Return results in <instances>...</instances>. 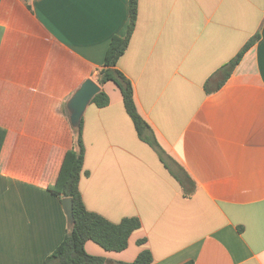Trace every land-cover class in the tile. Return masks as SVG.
Instances as JSON below:
<instances>
[{
	"label": "crops",
	"instance_id": "crops-1",
	"mask_svg": "<svg viewBox=\"0 0 264 264\" xmlns=\"http://www.w3.org/2000/svg\"><path fill=\"white\" fill-rule=\"evenodd\" d=\"M128 22V0H0V264H44L70 228L47 187L74 138L62 106L87 79L99 84L110 40ZM258 32L224 86L207 93L205 82ZM117 67L197 188L184 196L139 137L120 88L99 84L110 102L83 114L80 190L88 210L142 226L122 251L92 240L86 250L104 264L145 249L150 264H264V0H138Z\"/></svg>",
	"mask_w": 264,
	"mask_h": 264
},
{
	"label": "trees",
	"instance_id": "trees-1",
	"mask_svg": "<svg viewBox=\"0 0 264 264\" xmlns=\"http://www.w3.org/2000/svg\"><path fill=\"white\" fill-rule=\"evenodd\" d=\"M29 3L30 0H24ZM129 22L124 35L115 34L110 40L106 52L104 65L99 69L98 82L100 85L106 82H114L121 90L126 111L132 118L139 137L152 146L159 154L164 164L171 170L180 182L184 196H191L197 188L195 180L179 163L174 161L160 144L150 125L139 113L134 99V89L131 80L118 69L120 57L126 52L138 18V0H128ZM260 38V33L251 37L242 49L228 63L221 66L206 82L207 93H212L224 86L242 60L246 51ZM102 107L110 102L108 94L102 89L92 100ZM63 113L69 119V113L64 102ZM73 131V143L71 148L62 154L60 163L53 171L48 190L60 197H70L73 201L74 221L68 228L64 239L49 254L44 264H104L105 258L90 254L85 244L92 240L109 251H122L128 247L131 234L140 229L142 223L138 217H126L121 222L115 223L99 213L87 209L81 190L80 179L84 169L86 147L83 138V118L79 128ZM7 130L0 127V157L6 138ZM175 165V169L170 166ZM144 239L139 240V243ZM153 260L149 249L142 250L132 262L119 261L115 264H150ZM185 264H194L189 261Z\"/></svg>",
	"mask_w": 264,
	"mask_h": 264
},
{
	"label": "water",
	"instance_id": "water-1",
	"mask_svg": "<svg viewBox=\"0 0 264 264\" xmlns=\"http://www.w3.org/2000/svg\"><path fill=\"white\" fill-rule=\"evenodd\" d=\"M101 90V86L95 80L89 78L70 97L66 107L69 113V121L73 128H79L86 107ZM62 202L69 225H72L74 221L73 201L70 197H65Z\"/></svg>",
	"mask_w": 264,
	"mask_h": 264
}]
</instances>
